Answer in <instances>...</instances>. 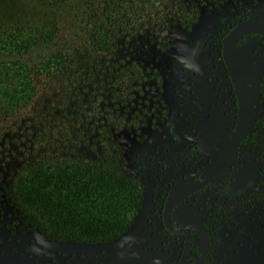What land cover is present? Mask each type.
<instances>
[{"label": "trees", "instance_id": "trees-1", "mask_svg": "<svg viewBox=\"0 0 264 264\" xmlns=\"http://www.w3.org/2000/svg\"><path fill=\"white\" fill-rule=\"evenodd\" d=\"M210 1L0 0L6 226L88 245L132 229L144 186L116 134L146 120L159 53Z\"/></svg>", "mask_w": 264, "mask_h": 264}, {"label": "rangeland", "instance_id": "rangeland-1", "mask_svg": "<svg viewBox=\"0 0 264 264\" xmlns=\"http://www.w3.org/2000/svg\"><path fill=\"white\" fill-rule=\"evenodd\" d=\"M252 1L211 0L190 29L177 28L158 65L161 90H147L151 94L147 97L150 116L162 112V104L154 99L160 94L167 107L166 118L145 125L141 122L117 135L123 150V170L138 176L144 186V203L133 232L143 227L153 236H163L161 244L145 250L152 261L158 256L168 261L173 257L174 264L201 251L194 245V235L166 231L159 209L169 189L178 181L195 177L212 157L214 147L223 145L230 135L236 108L219 57L220 40L264 0H259L255 9ZM243 43L254 47L251 81L260 89L250 132L233 167L188 200L190 208L202 210L213 234L206 264H264V37L250 35ZM216 108L220 112L228 110L227 121L215 120L219 115L211 111ZM251 175L253 181L244 192L232 197L217 195L224 182L240 188ZM175 218L178 220V215ZM131 261L133 256L121 252L114 241L88 245L49 240L36 230L12 229L0 217V264Z\"/></svg>", "mask_w": 264, "mask_h": 264}, {"label": "water", "instance_id": "water-1", "mask_svg": "<svg viewBox=\"0 0 264 264\" xmlns=\"http://www.w3.org/2000/svg\"><path fill=\"white\" fill-rule=\"evenodd\" d=\"M264 35V1L261 7L233 26L223 39V58L237 99V119L235 127L223 146L215 152L201 173L193 179H185L173 185L163 207V225L173 232L194 230L202 237V247L198 259L193 264H204L208 258L211 238L200 210H188L179 223H174L172 212L182 199L216 180L233 165L235 155L250 130L252 114L259 96L257 84H250L253 49L239 47L238 42L246 34ZM128 233V232H127ZM178 264H186L181 261Z\"/></svg>", "mask_w": 264, "mask_h": 264}, {"label": "flooded vegetation", "instance_id": "flooded-vegetation-1", "mask_svg": "<svg viewBox=\"0 0 264 264\" xmlns=\"http://www.w3.org/2000/svg\"><path fill=\"white\" fill-rule=\"evenodd\" d=\"M258 2H259V0H258ZM258 6V5H257ZM256 6V7H257ZM255 9V8H254ZM256 10V9H255ZM255 10H253V11H255ZM252 13V12H251ZM250 13V14H251ZM250 14H248V15H246L243 19H245L246 17H248ZM199 17V16H198ZM243 19H241V20H243ZM197 20H198V18H197ZM196 20V21H197ZM240 21V20H239ZM238 21V22H239ZM238 22H236V23H238ZM196 23V22H195ZM194 23V24H195ZM236 23H234L228 30H227V32H225L224 33V35L222 36V38H221V40H220V52H219V57H220V61H221V64H222V66L225 68V70H226V73H227V79H228V85L232 88V93H233V97H234V105H235V108H236V117H235V121H234V124H233V128H232V130L230 131V135H231V133H232V131H233V129H234V127H235V124H236V119H237V99H236V94H235V90H234V87H233V85H232V82H231V79H230V77H229V73H228V70H227V68H226V65H225V62H224V58H223V54H222V52H223V39H224V37H225V35L229 32V30L233 27V26H235V24ZM193 24V25H194ZM192 25V26H193ZM177 28H181V27H177ZM176 28V29H177ZM175 29V32L172 34V39H171V41L169 42V45H168V47H166L163 51H161L160 53H159V57L157 58V60H156V63H155V66H156V70L154 71V76H155V80L156 79H159V83H160V86H159V84L157 85V83H153L154 84V86H155V84H156V86H158V87H155L158 91H160L161 89H160V87H161V77H160V72H159V68H158V65H159V62H160V60H161V58H162V56H163V54L170 48V46H171V42H172V40L175 38L174 36H175V34H176V30ZM184 29V28H183ZM250 35H258V36H263L264 37V35H262V34H257V33H251V34H246V35H244L242 38H240V40H239V42H238V46L239 47H251L252 49H253V55H254V47L252 46V44L250 45H244V40H245V38L247 37V36H250ZM253 55H252V59H253ZM251 70H252V61H251ZM250 84H255V83H253L252 81H251V72H250ZM258 89H259V86H258ZM259 94H260V89H259ZM157 95H160V94H157ZM259 97V96H258ZM203 99H205V97H202ZM155 99V101H158V102H160L161 104H162V107H161V111L162 112H158V113H156V114H154L153 115V117L152 116H150V114H149V108H148V115H147V117H146V120L145 121H140V122H138V124H137V126L136 125H133L132 127H126V128H123L122 130H131L133 127H138L139 126V124L142 122V123H144V125L145 124H147L148 123V121H150L151 123H154V122H156L157 120H159V121H162V120H164L165 118H166V110H167V107H166V105H164V103H163V101H162V99H161V96H160V98H158V97H155L154 98ZM258 99V98H257ZM256 102H257V100H256ZM222 104L224 105L225 104V102L224 101H222ZM148 106V105H147ZM255 106H256V103H255ZM255 106H254V109H255ZM157 107H159V104L157 105ZM211 113H213L214 114V116L215 115H219V116H217V118L215 119L217 122H222V123H224L225 121H227V119H228V116H225V113H227V114H229V112H228V110L225 112L224 111V108L222 109V112H220V110H218V108H216V109H214V111H211ZM253 113H254V110H253ZM221 115V116H220ZM226 117V118H225ZM252 118H253V114H252ZM215 121V122H216ZM251 123H252V120H251ZM250 129H251V126H250ZM121 130V131H122ZM120 131V132H121ZM119 132V133H120ZM249 132H250V130H249ZM249 132H248V134H249ZM119 133H117L116 134V138H117V135L119 134ZM248 134L246 135V137L243 139V141H242V143H241V145H240V147L242 146V144L244 143V141H245V139L247 138V136H248ZM230 135L228 136V138H227V140L225 141V143L224 144H226V142L228 141V139H229V137H230ZM117 141H118V138H117ZM223 144V145H224ZM118 145L120 146V144H119V142H118ZM223 145H218V146H216V147H219V146H223ZM216 147H214V152H215V148ZM240 147H239V149H238V151H237V153H236V155L238 154V152H239V150H240ZM120 149H121V156H122V159H123V150H122V148H121V146H120ZM214 154V153H213ZM236 155H235V158H236ZM213 156V155H212ZM212 158V157H211ZM211 158H210V160H211ZM235 158H234V161H233V165H234V162H235ZM209 160V161H210ZM209 161L207 162V164L209 163ZM206 164V165H207ZM206 165H204L203 167H202V169H201V171L204 169V167L206 166ZM233 165H232V167H233ZM231 167V168H232ZM230 168V169H231ZM229 170V169H228ZM201 171L195 176V177H197L200 173H201ZM227 171V170H226ZM226 171H224V172H226ZM223 172V173H224ZM222 173V174H223ZM221 174V175H222ZM220 175V176H221ZM219 176V177H220ZM195 177H192V178H190V179H193V178H195ZM218 177V178H219ZM217 178V179H218ZM216 179V180H217ZM183 180H185V179H183ZM216 180H214V181H212V182H210V183H208L207 185H205L204 187H202L201 189H199L198 191H196V192H194V193H192L191 195H189V196H187L186 198H184V199H182L179 203H177V205H176V207L174 208V210H173V212H172V219L174 220V223H179L180 221H181V219H182V217L184 216V214L188 211V210H193L192 208H190L188 205H189V203H188V200H189V198L191 197V196H193V195H195V194H197V193H199L201 190H203L204 188H207V186H209L211 183H213V182H215ZM182 181V180H181ZM252 181H253V176L251 175V176H249L248 178H247V182L245 183V185L243 186V187H240V188H234L233 186H231V184H229V183H227V182H224L223 184H221V186H220V188H219V191L217 192V195H219V196H227V197H232V196H237L238 194H240L241 192H244V190L247 188V187H249V185L252 183ZM179 182V181H178ZM177 183V182H176ZM173 187V186H172ZM171 187V188H172ZM171 188L169 189V191L166 193V196H164V199L162 200V204H161V206H160V209H159V211L161 212L160 214H161V225H162V227L166 230V231H169L164 225H163V220H162V212H163V207H164V204H165V201H166V197H167V195H168V193L170 192V190H171ZM185 205H187V206H185ZM194 209H197V210H200V212H201V214H202V216H203V218H204V221H205V224H206V226H207V228H208V230H209V233H210V238H211V244H210V250H209V254H208V258H207V260H206V262L204 263V264H206L207 263V261H208V259H209V257H210V253H211V249H212V242H213V238H212V236H213V234H212V232H211V230H210V228H209V226H208V223H207V221H206V219H205V217H204V214H203V212H202V210L200 209V208H194ZM176 215H178V220H176ZM169 232H172V233H178V234H185V235H187V236H190V235H194V241H195V246H197L196 247V249L197 248H200V250H201V247H202V237L196 232V231H194V230H189V231H182V232H173V231H169ZM161 243H162V241H161ZM201 252V251H200ZM200 252H193L192 253V256L191 257H186L185 259H180V260H178V262H175L174 264H178L179 262H181V261H185V263L186 264H193L197 259H198V257H199V255H200ZM151 262H152V260H150ZM165 264V263H164ZM173 264V263H172Z\"/></svg>", "mask_w": 264, "mask_h": 264}, {"label": "crops", "instance_id": "crops-1", "mask_svg": "<svg viewBox=\"0 0 264 264\" xmlns=\"http://www.w3.org/2000/svg\"><path fill=\"white\" fill-rule=\"evenodd\" d=\"M134 226L135 224L128 233H125L120 238L114 240L121 252L133 256V261L128 262L129 264L173 263V257H170V260L168 261L165 260L164 257L160 256H158L155 261L151 262L149 259V255L145 252V250H147V248H151V246H153L154 244H161L163 237L162 233L153 236L148 229H145L143 227L133 232ZM141 261L144 263H141Z\"/></svg>", "mask_w": 264, "mask_h": 264}]
</instances>
